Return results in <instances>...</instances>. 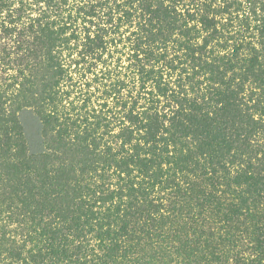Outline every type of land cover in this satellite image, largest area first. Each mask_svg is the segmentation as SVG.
Instances as JSON below:
<instances>
[{"label":"trees","instance_id":"trees-1","mask_svg":"<svg viewBox=\"0 0 264 264\" xmlns=\"http://www.w3.org/2000/svg\"><path fill=\"white\" fill-rule=\"evenodd\" d=\"M0 264H264V0H0Z\"/></svg>","mask_w":264,"mask_h":264}]
</instances>
